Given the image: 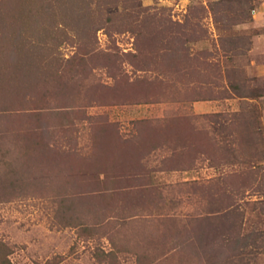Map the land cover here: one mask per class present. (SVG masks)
<instances>
[{
    "label": "rangeland",
    "instance_id": "374dc122",
    "mask_svg": "<svg viewBox=\"0 0 264 264\" xmlns=\"http://www.w3.org/2000/svg\"><path fill=\"white\" fill-rule=\"evenodd\" d=\"M256 63L264 0H0V264H264Z\"/></svg>",
    "mask_w": 264,
    "mask_h": 264
},
{
    "label": "crops",
    "instance_id": "0c3cea01",
    "mask_svg": "<svg viewBox=\"0 0 264 264\" xmlns=\"http://www.w3.org/2000/svg\"><path fill=\"white\" fill-rule=\"evenodd\" d=\"M256 66H257L258 73L264 74V63H256ZM263 97L264 96H261L260 98H263ZM219 108H220V106L216 105V106H213L211 110H217ZM262 123H263V128H264V114L262 115Z\"/></svg>",
    "mask_w": 264,
    "mask_h": 264
},
{
    "label": "trees",
    "instance_id": "16d2710c",
    "mask_svg": "<svg viewBox=\"0 0 264 264\" xmlns=\"http://www.w3.org/2000/svg\"><path fill=\"white\" fill-rule=\"evenodd\" d=\"M58 1L61 2V0H58ZM77 7H79V5Z\"/></svg>",
    "mask_w": 264,
    "mask_h": 264
}]
</instances>
